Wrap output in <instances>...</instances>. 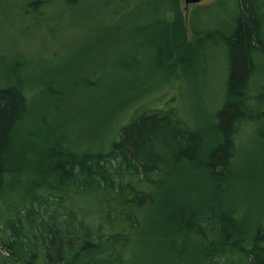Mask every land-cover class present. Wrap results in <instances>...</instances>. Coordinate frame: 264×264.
I'll list each match as a JSON object with an SVG mask.
<instances>
[{
  "label": "trees",
  "instance_id": "1",
  "mask_svg": "<svg viewBox=\"0 0 264 264\" xmlns=\"http://www.w3.org/2000/svg\"><path fill=\"white\" fill-rule=\"evenodd\" d=\"M79 1L0 0V34L25 36ZM162 2L163 17L151 15ZM125 3L148 11L137 27L145 60L125 69L147 62L173 81L194 72L212 127H194L171 94L137 105L103 150L47 154L18 134L33 105L23 65L0 62V76L15 79L0 86V264H264V226L244 235L240 208L181 205L193 189L220 193L236 180L244 137L264 146V0H213L186 17L181 0ZM187 177L199 186L176 187Z\"/></svg>",
  "mask_w": 264,
  "mask_h": 264
},
{
  "label": "rangeland",
  "instance_id": "2",
  "mask_svg": "<svg viewBox=\"0 0 264 264\" xmlns=\"http://www.w3.org/2000/svg\"><path fill=\"white\" fill-rule=\"evenodd\" d=\"M127 1L80 0L77 5L51 9L44 24L32 26L25 36L0 34L2 67L23 65L20 73L27 79L25 89L33 104L30 115L18 127L21 140L36 143L47 154L56 148L76 153L103 150L116 138L119 128L137 105L151 100L164 102L171 94L178 95L194 127L204 132L211 129L199 76L194 72L173 81V77L163 80L162 67L147 62L125 69L134 57L145 60L144 50H138L139 42L147 44L148 40L141 34L144 32L141 28L146 25L142 15L145 17L149 11L151 15L163 17L167 12L162 2L155 10L136 14L137 5L129 9ZM181 6L186 17L192 6L186 7L182 1ZM167 16L170 21L172 16ZM139 20L141 28H137ZM4 37L8 41L2 40ZM60 64H65L66 78L60 77L62 66L55 68ZM5 79L0 76V86L15 80ZM89 80L97 83L88 88ZM172 83L175 90L171 89ZM51 89L54 93L49 94ZM37 91L41 98L37 97ZM56 134L65 137L64 145H58L62 137L56 141L53 138ZM253 142L251 137H244L240 142L243 150L235 181L225 185L220 193H215L211 186L193 189L181 205L202 207L207 200L219 198L224 208H240L244 235L259 225L264 226V146ZM174 184L179 188L199 186L190 177Z\"/></svg>",
  "mask_w": 264,
  "mask_h": 264
},
{
  "label": "water",
  "instance_id": "3",
  "mask_svg": "<svg viewBox=\"0 0 264 264\" xmlns=\"http://www.w3.org/2000/svg\"><path fill=\"white\" fill-rule=\"evenodd\" d=\"M181 1L184 2L186 7H189V6H194V5H200L206 0H181Z\"/></svg>",
  "mask_w": 264,
  "mask_h": 264
}]
</instances>
